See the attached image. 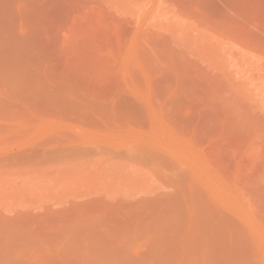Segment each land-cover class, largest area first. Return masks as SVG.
I'll use <instances>...</instances> for the list:
<instances>
[{"label": "rangeland", "instance_id": "1", "mask_svg": "<svg viewBox=\"0 0 264 264\" xmlns=\"http://www.w3.org/2000/svg\"><path fill=\"white\" fill-rule=\"evenodd\" d=\"M257 231L264 0H0V264H264Z\"/></svg>", "mask_w": 264, "mask_h": 264}, {"label": "bare ground", "instance_id": "2", "mask_svg": "<svg viewBox=\"0 0 264 264\" xmlns=\"http://www.w3.org/2000/svg\"><path fill=\"white\" fill-rule=\"evenodd\" d=\"M133 50V49H132ZM131 50V51H132ZM134 51V50H133ZM132 53V52H131ZM133 53H135V52H133ZM129 54H130V52H129ZM126 55H128V53H126ZM133 55V57L135 56L136 57V55H134V54H132ZM132 57V56H131ZM133 57H132V60H134L135 61V59H133ZM125 59V58H124ZM128 59V58H127ZM131 59V58H130ZM132 60H130V61H132ZM126 61V60H125ZM126 63H129V61L127 60L126 61ZM124 65H126V64H124ZM209 182V181H208ZM210 186H211V188H212V190L214 191V193L216 194V196H219V198L222 200V202L223 203H225L224 205L225 206H223L224 208H226L227 206V208L228 209H232V206L231 205H229V204H227V202L229 201V197L231 196V194L227 191V189L225 188V187H223V186H221L220 184H218V183H215V182H212V183H210ZM209 189V188H208ZM215 198V197H214ZM217 199V198H216ZM215 199V200H216ZM227 199H228V201H227ZM218 201V200H217ZM222 204V203H221ZM226 208V209H227ZM230 209V210H231ZM235 209V208H234ZM254 229H256L255 227H254ZM253 229V230H254ZM257 230V229H256ZM257 233V236L256 237H258V242H259V244L262 246V248L264 249V235L261 233V232H259V231H257L256 232Z\"/></svg>", "mask_w": 264, "mask_h": 264}]
</instances>
